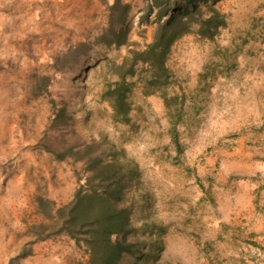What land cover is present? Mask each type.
<instances>
[{
	"label": "rangeland",
	"instance_id": "1",
	"mask_svg": "<svg viewBox=\"0 0 264 264\" xmlns=\"http://www.w3.org/2000/svg\"><path fill=\"white\" fill-rule=\"evenodd\" d=\"M113 2L0 0V264L85 262L84 247L67 235L34 233L45 222L38 198L68 202L83 174L80 161L54 152L91 140L137 164L125 204L142 250L161 249L124 264H248L228 216L264 162V0H219L227 25L212 40L186 33L171 46L168 92L183 97L173 114L177 143L162 97L145 94L138 75L128 78L127 122L115 121L101 96L108 60L127 54L112 31L141 46L155 27L154 0ZM67 53L71 62L53 76V60ZM44 75H52L45 86ZM60 107L73 120L53 125Z\"/></svg>",
	"mask_w": 264,
	"mask_h": 264
},
{
	"label": "trees",
	"instance_id": "2",
	"mask_svg": "<svg viewBox=\"0 0 264 264\" xmlns=\"http://www.w3.org/2000/svg\"><path fill=\"white\" fill-rule=\"evenodd\" d=\"M219 0H154L155 24L149 42L139 45L130 41L127 32H113L112 41L116 46L125 44L127 54L120 62L108 60L109 77L105 81L101 96L108 102L115 121L129 120V94L132 83L128 78L138 75L145 94L158 93L167 110L170 122L169 132L176 140V124L183 97L170 95L168 87L174 83V74L166 65L173 43L186 33H194L200 39L212 40L220 28L227 25V17L216 7ZM114 0L111 8L117 6ZM200 4H203L200 5ZM128 8L122 6L123 12ZM148 21L147 14L140 22ZM68 53L61 59H54V75L69 64ZM71 60V59H70ZM73 60V59H72ZM52 75H44L38 81L47 84ZM76 91V90H75ZM78 95V94H77ZM73 120L65 107L52 113L51 123L66 124ZM121 154V153H120ZM57 159L71 157L82 163V175L77 174L78 184L72 198L60 205L49 199L38 198V211L45 222L39 224L34 240H43L55 234H64L84 247L87 259L79 264H124L133 261L139 263L153 259L158 251H143L144 242L136 237L137 227L132 222V211L125 204L126 193L137 181V164L126 158H117L115 151L101 148L94 140L73 142L54 152ZM44 204L47 209H41ZM28 254L23 247L19 256Z\"/></svg>",
	"mask_w": 264,
	"mask_h": 264
},
{
	"label": "crops",
	"instance_id": "3",
	"mask_svg": "<svg viewBox=\"0 0 264 264\" xmlns=\"http://www.w3.org/2000/svg\"><path fill=\"white\" fill-rule=\"evenodd\" d=\"M259 164L257 178L246 185L248 188L241 200L235 195L233 216H228L234 218L236 228H240L243 234L240 243L246 245L248 254L241 257L248 264H264V162ZM233 240L237 241V237L233 236Z\"/></svg>",
	"mask_w": 264,
	"mask_h": 264
},
{
	"label": "bare ground",
	"instance_id": "4",
	"mask_svg": "<svg viewBox=\"0 0 264 264\" xmlns=\"http://www.w3.org/2000/svg\"><path fill=\"white\" fill-rule=\"evenodd\" d=\"M73 96V95H72ZM74 97V96H73Z\"/></svg>",
	"mask_w": 264,
	"mask_h": 264
}]
</instances>
